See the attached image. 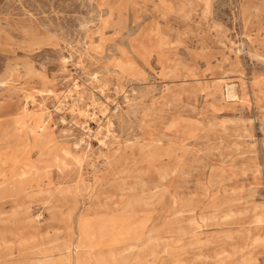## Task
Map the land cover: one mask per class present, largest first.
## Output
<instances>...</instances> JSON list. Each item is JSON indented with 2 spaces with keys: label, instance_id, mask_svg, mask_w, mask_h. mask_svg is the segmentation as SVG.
I'll use <instances>...</instances> for the list:
<instances>
[{
  "label": "rangeland",
  "instance_id": "1",
  "mask_svg": "<svg viewBox=\"0 0 264 264\" xmlns=\"http://www.w3.org/2000/svg\"><path fill=\"white\" fill-rule=\"evenodd\" d=\"M44 257L264 264V0H0V262Z\"/></svg>",
  "mask_w": 264,
  "mask_h": 264
},
{
  "label": "bare ground",
  "instance_id": "2",
  "mask_svg": "<svg viewBox=\"0 0 264 264\" xmlns=\"http://www.w3.org/2000/svg\"><path fill=\"white\" fill-rule=\"evenodd\" d=\"M227 93H229L228 95L229 96H231V97H233V96H236V91H235V89H233V87L231 86V87H228V92ZM102 106V105H101ZM105 107V106H104ZM154 144V143H153ZM151 150V149H150ZM155 150V149H154ZM149 151V150H148ZM220 166V165H219ZM226 170V169H225ZM211 180V179H210ZM223 180H225V179H223ZM225 182V181H224ZM223 186V185H222ZM227 187V186H226ZM209 188V187H208ZM211 190V189H210ZM222 191V190H221ZM235 191V190H234ZM213 192V191H212ZM188 197V196H187ZM222 208V207H221ZM209 211V210H208ZM247 215V214H246ZM40 217V216H39ZM236 217V216H235ZM200 218V217H199ZM196 221V220H195ZM201 221H202V218H201ZM117 222V221H116ZM197 224V223H196ZM260 225H262V224H260ZM213 228V227H212ZM228 228V227H227ZM238 228V227H237ZM90 229V228H89ZM213 231H215V230H213ZM237 231V230H236ZM249 231V230H248ZM257 231V230H256ZM149 232V231H148ZM216 232V231H215ZM217 232H219V231H217ZM104 233V232H103ZM151 233V232H150ZM148 235V234H147ZM201 235V234H200ZM243 235V234H242ZM150 236V235H149ZM235 236H236V234H235ZM245 236V235H244ZM148 237V236H147ZM211 237V236H210ZM255 237V236H254ZM258 237V236H257ZM117 238V237H116ZM232 238V237H231ZM113 239V238H112ZM136 239V238H135ZM143 239V238H142ZM141 239V240H142ZM150 239V238H149ZM203 239V238H202ZM211 239V238H210ZM114 240V239H113ZM112 240V241H113ZM125 240V239H124ZM231 240V239H230ZM229 240V241H230ZM257 240V239H256ZM153 241V240H152ZM215 241H217V240H215ZM131 242V241H130ZM138 242H140L139 241V238H137L135 241H134V243H130L131 245H130V247L131 246H135V245H137L138 244ZM146 242H148V240L146 241ZM145 242V243H146ZM151 242V241H150ZM192 242V241H191ZM206 242H207V240H206ZM234 242V241H233ZM111 243H113V242H111ZM189 243H190V241H189ZM188 243V244H189ZM193 243V242H192ZM128 244V243H127ZM215 244V243H214ZM263 244V243H262ZM76 248H88V249H90V250H93V247H95L94 245H91V243H89V242H87V241H84V240H79V241H77L76 242ZM113 245H114V243H113ZM112 245V246H113ZM252 245H253V243H252ZM261 245V244H260ZM122 246V245H121ZM198 246V245H197ZM216 246V245H215ZM235 246V245H234ZM148 247V246H147ZM207 247V246H206ZM166 248V247H165ZM231 248V247H230ZM234 248V247H233ZM232 248V249H233ZM212 249V248H211ZM234 249H236V248H234ZM245 249V248H244ZM253 249V248H252ZM251 249V250H252ZM257 249V248H256ZM134 250V249H133ZM132 250V251H133ZM224 250V249H223ZM132 251H130V252H132ZM165 251V250H164ZM254 251V250H253ZM252 251V252H253ZM256 251V250H255ZM200 252H201V250H200ZM136 253V252H135ZM147 253V252H146ZM162 253V252H161ZM222 253H224V252H222ZM221 253V254H222ZM240 253H241V251H240ZM243 253V252H242ZM145 254V253H144ZM226 254V253H225ZM234 254V253H233ZM134 255V254H133ZM141 255V254H140ZM151 255V254H150ZM220 255V254H219ZM230 255V254H229ZM232 255V254H231ZM253 255H255V254H253ZM45 256V255H44ZM104 256V255H103ZM130 256V255H129ZM133 257V256H132ZM141 257V256H140ZM227 257V256H226ZM245 257V256H244ZM45 258V257H44ZM147 258V257H146ZM149 258V257H148ZM155 258V257H154ZM228 258V257H227ZM231 258V257H230ZM242 259H243V257H241ZM1 259V258H0ZM4 259V258H3ZM41 259V258H40ZM143 259V258H142ZM221 259V258H220ZM207 260V259H206ZM211 260V259H210ZM222 260V259H221ZM248 260V259H247ZM2 261V260H1ZM45 261H46V258L45 259H43V263L42 264H45ZM138 261V260H137ZM140 261V260H139ZM31 262V261H30ZM37 262V261H36ZM40 262V261H39ZM135 262V261H134ZM238 262V261H237ZM245 262V261H244ZM100 264H103L102 262H99ZM216 263V262H215ZM0 264H1V262H0ZM38 264V263H37ZM125 264V263H124ZM141 264V263H140ZM196 264V263H195ZM253 264V263H252Z\"/></svg>",
  "mask_w": 264,
  "mask_h": 264
}]
</instances>
